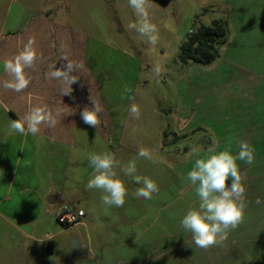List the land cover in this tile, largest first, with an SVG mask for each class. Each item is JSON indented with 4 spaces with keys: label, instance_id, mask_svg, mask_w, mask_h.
Segmentation results:
<instances>
[{
    "label": "rangeland",
    "instance_id": "1",
    "mask_svg": "<svg viewBox=\"0 0 264 264\" xmlns=\"http://www.w3.org/2000/svg\"><path fill=\"white\" fill-rule=\"evenodd\" d=\"M152 2V20L160 36L154 48L147 43V37L128 28L129 23L136 22L128 0H0V26L6 9L20 4L35 12H46L87 37V59L110 115L109 125L100 128L101 137L85 125L77 126L78 141L71 152V162L62 173L55 203L40 202L28 190L19 195L21 184L16 181L10 185V174L0 177V198L7 190L11 198L0 203V264H119L129 250L126 246L133 248L136 241L137 245L144 244V237L138 236L140 230L181 229L183 216L189 209L198 207L199 198L187 180L194 162L189 156L192 148H197L200 156L208 154L209 148L229 150L233 154V147L220 146L223 136L218 135L219 143L215 139L214 133L220 125L215 123L212 109L206 113L201 108L218 99L214 86L243 83V72L235 68L237 64L264 69V57L233 61L231 54L234 26L240 22H264V0ZM219 18L227 19L228 23L223 45L226 48L221 52L226 55L210 63H181L179 45L186 34ZM156 62L163 68L158 83L151 72ZM250 76L254 82L264 81V76ZM221 100L232 101L226 92ZM132 103L140 108L139 119L130 115ZM186 108L194 113L184 130H193L186 137L172 138ZM201 123L202 128H198ZM223 125L230 124L223 119ZM164 139L169 142L164 144ZM141 147L152 151L159 162L138 157ZM92 152L113 153L121 167L135 159V175L152 179L158 192L151 199L137 197L136 190L143 184H137L133 176L117 168L128 189L125 204L104 205L100 190L86 188L93 175L88 164ZM28 172L29 181L25 185L40 184ZM19 175L20 171L16 176ZM50 180L56 182L58 177ZM25 199L30 203L29 212L20 203ZM64 202H67L65 207ZM66 209L73 212L81 209L85 215L79 223L64 225L56 216ZM70 239L79 243L74 251L69 249Z\"/></svg>",
    "mask_w": 264,
    "mask_h": 264
},
{
    "label": "crops",
    "instance_id": "2",
    "mask_svg": "<svg viewBox=\"0 0 264 264\" xmlns=\"http://www.w3.org/2000/svg\"><path fill=\"white\" fill-rule=\"evenodd\" d=\"M262 29L264 22H240L238 26H234L231 53L233 61L264 57ZM29 38L34 39L37 52L34 66L25 69L30 83L21 93L6 90L2 86V82L8 79L3 62L22 50ZM87 43V37L83 33L51 18L46 12H35L20 4L6 9L0 26V177L10 174V185H14L16 181L21 184L19 195L28 190L40 202L55 203L62 173L67 170L71 152L78 141L75 133L77 126L85 125L101 137L100 128L109 125L110 115L105 107L100 84L87 59ZM254 44L255 48L252 47ZM224 48L226 47L221 48L219 57L226 55L221 54ZM66 54L72 61L82 64L83 68L73 73L78 80L72 85L71 94L62 96L59 82L49 79L47 74L52 66L63 67V57ZM235 68L243 72V83L214 86L215 98L218 99L206 103L201 109L206 113L212 109L217 121L215 123L220 125L214 133L217 143L218 135L223 136L220 146L233 147V155L238 153L241 141L254 148V162L251 165L237 161L246 189L243 222L229 231L223 243L208 249L197 247L192 234L183 227L161 231L145 228L138 233V236L144 237V244L137 245L136 241L133 248L125 245L129 250L119 264H264V81L254 82V78L250 76H264V69L254 70L249 64H237ZM225 92L232 101L227 103L221 100ZM90 95L98 99L103 107V112L99 114L100 123L96 128L84 124L80 116L84 106L91 107ZM41 103L46 104L54 115L60 110L55 127L41 126V131L35 136L9 133L11 120L18 119L33 105ZM193 113V109L184 110L182 123L172 138L188 136L193 128L184 130V127L188 125ZM223 119L230 125L221 127ZM202 125L201 123L197 127L202 128ZM28 170L40 184L35 187L25 185L29 181ZM19 171L20 175L17 177ZM53 176L58 177L56 182L50 180ZM2 199L11 200L9 190L0 198V203ZM20 203L29 212V201L25 199ZM66 204L64 202L63 206ZM135 233L132 231L133 236H136Z\"/></svg>",
    "mask_w": 264,
    "mask_h": 264
},
{
    "label": "clouds",
    "instance_id": "3",
    "mask_svg": "<svg viewBox=\"0 0 264 264\" xmlns=\"http://www.w3.org/2000/svg\"><path fill=\"white\" fill-rule=\"evenodd\" d=\"M128 5L136 17V22L129 23L128 28L147 37V43L154 48L160 36L159 28L152 20L154 10L152 0H128ZM34 43V39L29 38L22 50L3 62L4 72L8 76V79L2 82L4 89L21 93L28 87L30 80L25 69L32 68L37 60ZM63 59L65 64L62 68L52 66V70L47 74L49 79L59 82L62 96L71 94L72 85L78 80L73 73L83 68L82 64L72 61L67 54ZM162 71L159 62L153 64L152 77L157 83ZM89 101L91 107L84 106L80 116L84 124L96 128L100 123L99 114L103 112V107L100 101L91 95ZM129 112L133 118H140V108L136 103L130 105ZM60 114V110H57L54 115L43 103L33 105L18 119L9 122V133L35 136L41 131V126L55 127L58 122L56 117ZM189 156L193 157L194 162L187 173V180L194 188L199 204L198 207L187 211L181 224L192 234L197 247L208 249L223 243L229 231L236 229L244 220L246 189L237 161L251 165L254 162V148L249 143L241 141L236 155L229 150L216 151L215 148H209L208 154L200 156L199 150L192 148ZM138 157L153 163L159 162L154 153L144 147L139 149ZM88 164L93 169V175L86 188L100 190L102 193L100 199L104 205L122 207L125 204L128 189L116 171L117 168L125 175L133 176L137 184H143L136 190L137 197L151 199L152 194L159 190L152 179L135 175L137 172L135 159L121 167L113 153L92 152L88 155Z\"/></svg>",
    "mask_w": 264,
    "mask_h": 264
},
{
    "label": "trees",
    "instance_id": "4",
    "mask_svg": "<svg viewBox=\"0 0 264 264\" xmlns=\"http://www.w3.org/2000/svg\"><path fill=\"white\" fill-rule=\"evenodd\" d=\"M227 34V19H214L210 25H198L191 29L180 43L178 60L183 64L212 62L219 57ZM167 142L169 140L164 139L163 143Z\"/></svg>",
    "mask_w": 264,
    "mask_h": 264
},
{
    "label": "built area",
    "instance_id": "5",
    "mask_svg": "<svg viewBox=\"0 0 264 264\" xmlns=\"http://www.w3.org/2000/svg\"><path fill=\"white\" fill-rule=\"evenodd\" d=\"M83 216V210H77L76 212H73L69 209H66L63 213H58L56 217L64 225H73L79 223L80 218Z\"/></svg>",
    "mask_w": 264,
    "mask_h": 264
},
{
    "label": "water",
    "instance_id": "6",
    "mask_svg": "<svg viewBox=\"0 0 264 264\" xmlns=\"http://www.w3.org/2000/svg\"><path fill=\"white\" fill-rule=\"evenodd\" d=\"M77 247H79L78 241L76 239H70V241H69L70 251H74Z\"/></svg>",
    "mask_w": 264,
    "mask_h": 264
}]
</instances>
